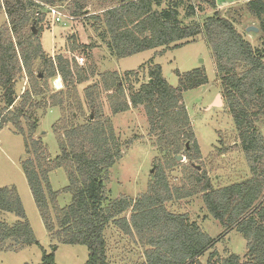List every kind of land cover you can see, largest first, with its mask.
<instances>
[{
  "label": "trees",
  "instance_id": "1",
  "mask_svg": "<svg viewBox=\"0 0 264 264\" xmlns=\"http://www.w3.org/2000/svg\"><path fill=\"white\" fill-rule=\"evenodd\" d=\"M82 1L0 0V13L6 16L0 27V131L11 125L23 138L27 158L21 160L20 166L50 241L86 247L85 264H110L105 231L113 224L141 244L144 260L140 264H199V258L218 240L190 221L187 214L169 212L165 204L201 195L207 214L224 230H235L246 241L243 257L231 254L218 261L213 251L207 264H264V138L256 127L257 122L264 123V53L252 47L232 22L217 11L202 24L182 25L178 8L190 3L186 17H194L191 0L169 1L163 10L155 9L163 0H106L109 6L92 15L85 13ZM245 1L247 12L259 22L264 42V0ZM64 4L73 10L71 17L87 16L101 24L108 39L106 47L116 59L148 50L181 47L203 37L220 77L224 105L231 115L251 177L214 188L206 172L193 164L199 155L191 153L198 154L199 148L182 94L207 84L203 68L188 73L176 71L178 85L172 87L163 78L161 67L151 60L148 81L137 90L130 86L128 96L124 83L130 82L131 76V85L139 83L138 71H126L125 79L116 71L103 73L102 87L95 84L84 90L90 115L85 123L78 124L83 104L75 87L70 88L87 82L89 74L62 55L55 60L48 58L39 40L38 26L44 18L40 13L42 6ZM209 4L215 9L214 0ZM58 76L67 93H53L47 100L45 96L51 92L48 81ZM23 77L28 89L18 101L15 86ZM100 91L107 94L112 115L143 107L149 135L154 137L166 166H175L180 154L188 158L185 187H170L160 165L147 191L136 200L120 198L103 205L110 169L122 154L112 123L104 115ZM48 106L62 111L61 118L52 126L59 150L54 159L47 157L41 140L33 137L38 127L37 110ZM56 169H62L67 177V185L61 191H53L49 184V173ZM61 194L70 195V203L64 207L57 204ZM128 211L131 215L127 219L124 214ZM0 212L14 214L17 219L12 224L0 221L1 253L40 247L15 186L0 188ZM52 250L48 253L40 248L39 264H57L55 245Z\"/></svg>",
  "mask_w": 264,
  "mask_h": 264
},
{
  "label": "rangeland",
  "instance_id": "2",
  "mask_svg": "<svg viewBox=\"0 0 264 264\" xmlns=\"http://www.w3.org/2000/svg\"><path fill=\"white\" fill-rule=\"evenodd\" d=\"M110 1V0H108ZM169 1L163 0L157 10H163L169 5ZM210 0H191L195 8V16L186 17L190 3L185 2L178 8V19L182 25L202 24L204 19L217 11L223 17L232 22L237 32L248 41L252 47L264 53V42L259 31V22L252 18L246 10L245 0H214L215 9L209 4ZM87 15L100 14L101 10L108 7L106 0H83ZM224 3V4H223ZM223 4V5H221ZM41 15L44 16L38 28L39 40L46 56L52 60L59 55L71 62L75 61L79 67L85 68L89 74V80L82 84L73 85L78 98L83 104V113L79 114L78 124L85 123L90 113L85 105L84 90L90 86L99 85L100 75L106 72L116 71L122 78L126 71H138L139 83L131 85L125 81L124 88L128 96L129 87L137 90L142 83L148 81L147 71L149 62L161 67L162 76L166 82L177 87L178 79L176 71L188 73L192 70L203 68L207 76V84L197 89L186 91L182 94L195 141L198 144L199 155L193 164L201 167L206 172L214 188L225 187L249 179L248 164L240 149L236 130L233 126L231 115L224 105L220 77L216 73L211 51L203 37H198L195 42L170 48L148 50L127 58L116 59L111 56L106 43L108 41L104 28L94 20L86 17L73 18L68 5L55 6L61 14L60 21L48 9L42 6ZM6 22L4 12L0 13V27ZM32 27V26H31ZM249 27L257 28V32H248ZM35 33L37 29L34 28ZM38 65V64H36ZM35 65V66H36ZM36 69V68H35ZM125 79V78H123ZM51 92L46 94L47 99L57 92L67 93V87L58 76L48 81ZM28 89L26 78L18 79L15 86V95L18 98ZM100 95L104 115L107 116L113 126L118 144L121 148V159L110 169L108 182L105 184L107 200L104 206L120 198L136 200L144 194L150 182L154 179L157 167L164 169L167 181L172 188L185 187V166L189 164L187 157L173 167H167L165 158L155 147V139L149 135V126L143 107L130 108L125 113L112 115L106 100V93ZM220 97L221 105L215 106L216 97ZM66 98V96L64 97ZM48 100V99H47ZM19 101V100H18ZM1 90H0V106ZM65 108L67 106H64ZM62 111L59 107H46L37 110L38 127L33 135L43 143L47 157L54 159L59 155L57 143L52 132V126L61 118ZM259 133L264 138V123H256ZM179 155V156H180ZM27 158L24 149L23 138L15 133L11 125H7L0 132V188L15 186L23 204L26 217L33 229L38 246H27L16 253H1L0 264H39L42 247L46 252H52V246H56L55 262L57 264H85L88 251L84 246L62 245L51 242L40 219L27 182L23 175L20 163ZM49 184L53 191H61L67 185V177L62 169H56L49 173ZM70 203V195L61 194L57 198V204L64 207ZM166 209L174 214H187L190 221L206 232L211 238L218 240L214 246L199 258V264H207L208 256L216 251L215 260L227 258L231 254L243 257L246 254V241L235 230H224L217 221L213 220L204 208L201 195L190 198L173 200L165 204ZM128 219L131 212L125 214ZM16 217L11 213L0 212V221L12 224ZM107 242V259L110 264H140L143 260V247L132 236H126L116 226L111 224L105 231Z\"/></svg>",
  "mask_w": 264,
  "mask_h": 264
},
{
  "label": "water",
  "instance_id": "3",
  "mask_svg": "<svg viewBox=\"0 0 264 264\" xmlns=\"http://www.w3.org/2000/svg\"><path fill=\"white\" fill-rule=\"evenodd\" d=\"M247 31L248 32H257L258 29L254 28V27H249ZM33 32H35L34 29H33ZM214 105L215 106L221 105V101H220V97L219 96L216 97V99L214 101ZM186 147H188V144H186ZM176 161H178V162L184 161L183 156H181V155L180 156H176ZM197 169H200V167H197Z\"/></svg>",
  "mask_w": 264,
  "mask_h": 264
},
{
  "label": "built area",
  "instance_id": "4",
  "mask_svg": "<svg viewBox=\"0 0 264 264\" xmlns=\"http://www.w3.org/2000/svg\"><path fill=\"white\" fill-rule=\"evenodd\" d=\"M49 8V7H48ZM48 12H49V14H53L54 15V17H56V21L58 22V21H60V18H61V14H60V12L57 10V8H54V7H52V8H49L48 9Z\"/></svg>",
  "mask_w": 264,
  "mask_h": 264
},
{
  "label": "crops",
  "instance_id": "5",
  "mask_svg": "<svg viewBox=\"0 0 264 264\" xmlns=\"http://www.w3.org/2000/svg\"><path fill=\"white\" fill-rule=\"evenodd\" d=\"M224 4V3H223ZM223 4H221V5H223ZM1 132V131H0ZM18 191V190H17Z\"/></svg>",
  "mask_w": 264,
  "mask_h": 264
}]
</instances>
